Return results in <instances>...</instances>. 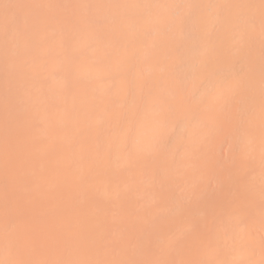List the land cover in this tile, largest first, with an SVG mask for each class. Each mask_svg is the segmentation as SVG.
<instances>
[{
	"label": "bare ground",
	"instance_id": "obj_1",
	"mask_svg": "<svg viewBox=\"0 0 264 264\" xmlns=\"http://www.w3.org/2000/svg\"><path fill=\"white\" fill-rule=\"evenodd\" d=\"M57 5L58 8H56ZM259 24L264 26V0H0V264H264V28H261ZM257 39L259 40L256 42ZM129 69L134 71L130 82H128V75H124V72ZM174 69H179L177 71L178 75L180 72L179 76L174 73V78L163 75L168 74L170 70L173 72ZM129 72L127 71V74ZM144 74L148 76L143 78ZM114 77H116L115 83L112 80ZM110 79L114 83L112 86H108L112 83L108 82ZM93 83L94 89H92ZM179 84L180 86L182 84L181 88H185V91L180 90L184 91L180 93H183V97L179 93L176 94L178 89H181ZM152 85L153 90L155 87V93H151L150 96L149 89ZM167 85H171L169 90H166ZM88 87H90L88 90H84ZM129 88L132 91H129L132 93L131 96H127ZM172 88L176 91L173 92ZM158 90L159 93L164 94V96L160 94V100H157ZM166 94H171L173 97L165 96ZM162 96L168 97L171 101L165 98L164 102ZM125 100L128 105L123 108L121 103ZM113 101L118 102V108L120 109L121 106L124 110L120 109V111L116 107V111L112 109L111 106H115ZM113 110L116 119L113 117ZM137 110L140 111L137 116L138 122L133 120ZM172 117L174 121L171 120ZM75 118H79V123ZM167 118H170V121ZM74 122L78 124L75 125ZM87 122L91 127L97 126L93 127L95 130L93 135H97L96 138L94 137L95 140H100L99 136H103V134H97L101 127L105 129L110 127L114 131L112 133L116 134L111 135L113 137L110 136V138L106 137L108 140L105 138V144L103 140L100 141L101 145L106 146L104 151L101 150L103 151L100 153L101 156L99 147V150L96 148L95 140L93 147L98 152L95 148H91L93 139L86 133L91 129ZM72 124L73 130L67 127ZM157 126H160L159 130ZM149 127L151 130L148 129ZM82 128L83 132L85 128L88 130L82 132L87 134L86 140L90 137V140H87L90 141L88 143H84L86 135L82 137L80 135L82 133H78L82 131ZM223 130L227 131L223 132ZM91 131L89 132L92 133ZM225 132L230 138L227 149H229V142L231 146L228 151L230 153L227 155L224 153L226 155L224 157L220 155L224 158L223 161L235 160L236 155L241 154V152L237 154V150H242L244 155L242 156L248 160L244 158L246 163L243 160L241 163L245 165L240 166L241 171L244 166V172L242 171L244 177L239 178L245 181L242 179L240 184H235L240 180H234L233 183L235 186L240 185L242 195L237 190L238 187L236 191L241 196L238 192V196H234L236 193L233 190L237 186L232 185V188L230 185L223 186L221 196L223 198L227 195V198L226 201L222 199V204H224L223 200L230 202L228 201L232 199H228L230 193L234 199L232 202L234 211L231 207L227 208L229 203H226L227 210H232L231 213L226 211L227 216L225 218L223 216L224 220L222 219L224 222L221 220L222 223L215 224L217 216L214 214L211 218L215 219L210 221L204 219L201 223L196 219L190 220L188 216H184L183 209L181 210L175 204L176 207L173 206L177 210L174 211L183 212L181 214L183 216L179 213H177L178 218L175 216V219H178V225H175L176 221L172 223V226L175 225L178 230L175 233L166 234L167 236L162 235L161 238L160 235L157 236L159 240L164 237L162 244L159 242L158 246L155 244L158 248L153 249L152 246L150 249L152 240H149L151 243L148 246L146 237L149 232L152 234L157 232L154 228L157 226L156 223L151 222L155 226L149 228L150 217L147 222L138 223L139 228L135 230L130 226L134 222L131 224L129 218H121L120 211L117 212L118 209L114 211V216L108 215L109 218H113L114 223H109L107 216L100 214V217H97L91 212L97 217L94 218L88 214L92 211L98 196L91 197L90 193L87 194L86 190H89V186L93 183L90 180L91 184H89L90 181L87 178L99 180L98 182L95 180L97 184L94 185V183L91 187L101 184L108 186L110 180L114 179L110 175L106 177L105 174L110 170V166L116 173L111 174L113 177L128 168H133L139 174L137 164H142L141 160L146 161L144 154H152V151L157 149V145L159 149L162 142L158 143V141L162 139L164 142L165 138L166 146L164 145L163 149L170 150L172 147L175 150L179 149L174 152L177 154L176 158L187 161V167L185 164L183 171L190 167L187 169L190 177L186 180L193 187V184L199 181V179L196 180L197 176L202 173L199 170L201 172L199 174L197 169L203 163V158L195 157L199 154V148L202 151L207 150L205 145L209 146L208 144L212 143L216 145L217 141H214L213 137H218L219 140L224 139ZM152 134L157 137L153 138ZM77 138L84 144L90 143L89 150L85 148L87 145L82 147L87 153H81L82 149L78 151L83 144L79 143V146L80 141L77 142ZM128 139L133 144L130 148L127 145ZM151 139H156L157 142ZM96 143L99 144L98 141ZM75 144L79 147L76 149L77 152L73 150ZM71 145L72 151L75 152H69ZM183 148L187 150L181 151ZM90 149L95 150L92 152ZM128 149L130 150L127 151ZM190 149L195 150L192 152ZM209 149H211L210 146ZM167 150L166 156L170 157ZM215 150L216 148L212 151ZM106 151L110 154L109 160L104 155ZM28 153L29 159L26 158ZM216 153H218L217 150ZM171 154L173 156V152ZM205 154H207L205 158L208 154L211 156L209 151ZM158 156L161 155L158 153ZM162 156L160 158L163 161ZM242 156L236 157L237 160L240 158L239 163L235 161L236 166L233 162V164L225 163L226 166L232 164L231 167L234 165L237 168ZM159 157L155 154V158ZM41 161L46 163L38 165ZM214 162L208 164L214 168L218 161L215 164ZM180 163L183 162H179V167ZM219 163L222 164L221 159ZM219 163L216 167L218 165L222 171L221 176L216 167L211 171L212 168H208L205 163L206 169L208 173L210 169L212 176H215L213 175L215 171L218 172L219 175H216L220 176V179H224L225 176L227 178L229 175L228 180L224 179L229 183L235 175L231 176L232 172L227 175L231 167H222L229 170L226 173L225 170H221ZM169 164L171 165L170 162ZM167 170L163 169L164 172L159 179L154 176L155 174L151 179L148 178L146 188L151 189L150 194L156 190H154L156 187L157 189L162 185L165 187L167 182L172 185V181H169L170 173L167 174ZM207 170H205L206 173ZM248 171L252 172L251 177L248 175L250 180H247L248 177L245 176L249 173ZM240 174L238 173L235 179L237 177L238 180ZM203 175L204 173L200 179ZM142 176L141 178L144 179V175ZM126 178L125 181L129 183ZM208 179L210 176L206 180ZM86 180L89 182L87 183ZM212 181L210 183H213ZM123 182L124 179L120 187ZM184 182L185 179L182 183ZM64 184L69 190L67 193L70 198L79 199L80 197L81 200L75 202V199L71 203L72 199L69 200L61 194L59 190ZM113 184H110L112 190L108 191L109 194L104 192L106 195H101V200L103 199L104 202L108 201L105 198L112 196ZM176 184L174 186H177ZM202 184L198 188L196 187L198 184L193 187V194L196 189V192L201 190ZM218 184L221 185L219 182ZM218 184L216 183L215 186ZM77 185L79 189L80 186L84 185V187L74 190L78 189ZM85 185H88V188H85ZM143 185L141 183V186ZM203 185L205 187V184ZM181 187L185 190L187 188L186 186L183 188L184 185ZM125 188L127 184L123 188L124 191ZM170 188H168L169 191H171ZM159 189L158 192H160ZM190 189L188 188L189 192H191ZM210 189L213 187L208 188L209 191ZM202 190L207 192L205 189ZM130 191L131 188L129 193ZM73 192L76 194L71 195ZM99 192H101L100 189ZM125 192H128V189ZM125 192L121 194V198L124 197L122 195ZM117 193L113 195L118 196L117 198L122 202ZM216 193L220 192L216 191ZM170 194H168L169 198L172 197ZM188 196L183 195V198L188 199ZM201 196L203 197L204 194ZM232 196L230 194V197ZM117 198L115 197V200ZM61 199H66V202L71 201L72 205L65 203L64 206L63 202H60ZM38 200L42 201L41 204L44 201L46 205L40 207L38 204L39 207H36L35 202ZM175 200L172 203H177ZM58 201L64 207H57L55 204L60 205ZM151 202L153 204L154 201ZM116 204H119V201ZM187 206L184 204V208ZM192 206L190 204L189 207ZM61 210L63 214L65 212L64 218L69 221L61 223L60 227H56L58 229L55 228L53 231L54 229L51 228L54 221L51 218L56 219L57 215L55 217L54 215L60 214ZM214 210L212 212L215 213ZM143 211L145 213V210ZM196 213L199 212L196 211ZM80 214L83 215V219L79 218ZM111 214L114 213L111 211ZM133 214L136 215V213ZM161 214V221L166 220L167 214ZM133 216L131 218H136ZM198 216L200 217V214ZM145 218L143 217L144 220ZM106 219L109 224L105 223ZM139 219L142 220L141 215ZM71 224L76 226L72 227ZM57 225L59 224H54V226ZM86 247L119 248L102 252L101 249L89 250Z\"/></svg>",
	"mask_w": 264,
	"mask_h": 264
},
{
	"label": "rangeland",
	"instance_id": "obj_2",
	"mask_svg": "<svg viewBox=\"0 0 264 264\" xmlns=\"http://www.w3.org/2000/svg\"><path fill=\"white\" fill-rule=\"evenodd\" d=\"M54 7H55V6H54ZM54 7H52V9H56V8H58V5L56 6V8H54ZM252 23H255V22H252ZM258 23H260V22H258ZM256 24H257V23H256ZM259 25H260L261 28H264V26H263L262 24H259ZM254 27H255V25H254ZM258 28H259V26H258ZM258 28H257V29H258ZM252 29H255V28L252 27ZM258 40H259V39H257L256 42H257ZM131 68H132V67H131ZM132 69H133V68H132ZM132 69H131V70H130V69L127 70L128 72L130 71L128 74H127V71L124 72V75H125V74L128 75V78H129V81H128V82H130V78L132 79V77L134 76V73L132 74V72H134V71H133L134 69H133V70H132ZM177 71H179V69H176V70L174 69L173 72H172V70H170V71L168 72V74L166 73V74H163V75H164V76L167 75V76H165V77H168V75H169L171 78H174V75H176V74L178 75V72H177ZM173 73H174V75H173ZM131 74H132V76H131ZM145 74H147V73H145ZM145 74L143 75V78H145V77L148 76V75H145ZM163 75H161V76H163ZM177 75H176V76H177ZM179 75H180V72H179ZM179 75H178V76H179ZM129 76H130V77H129ZM108 77H109V76H108ZM112 77H113V76H112ZM180 77H182V76H180ZM180 77H177V79H179ZM125 78H126V77H125ZM128 78H126V79H128ZM158 78H159V77H158ZM163 78H164V77H163ZM171 78H168V79H171ZM175 78H176V77H175ZM115 79H116V77L112 78V80L114 81V83H115V81H116ZM126 79H124V80H126ZM180 79H181V78H180ZM180 79H179V80H180ZM166 80H167V78H166ZM179 80H177V81H179ZM113 81H111V79H110L108 82H110V83L112 82V83L109 84L108 86H110V85H111V86L114 85ZM108 82H107V83H108ZM125 82H126V81H125ZM89 83H90V82H89ZM89 83H88V85H89ZM91 83H92V82H91ZM126 84H129V83H126ZM126 84H125V85H126ZM168 84H169V83H168ZM108 86H107V88H108ZM127 86H128V85H127ZM144 86H145V85H144ZM167 86H168V85H167ZM167 86H166V87H167ZM175 86H176V85H175ZM181 86H182V84H181ZM181 86H180V84H179V88H181ZM145 87H146V86H145ZM152 87H153V85L150 86V89H149V95H150V96H151V93H155V87H154V90L152 89ZM170 87H171V85H169V86L166 88V90H167V89L169 90ZM173 87H174V86H173ZM182 87H183V86H182ZM89 88H90V87H88V88H86V89H84V90H88ZM91 88H92V87H91ZM110 88H111V87H110ZM174 88H175V87H174ZM174 88H172V89H173V90H172L173 92L176 91L177 87H176V89H174ZM92 89H94V83H93V88H92ZM182 89H183V88L178 89V91H180V90H182ZM183 90L185 91V88H184ZM129 91H131L130 88H129V90L127 91V93H128L127 96H131L130 94H132V93H131L132 91H131L130 93H129ZM153 91H154V92H153ZM156 91H157V89H156ZM163 91H164V90H163ZM170 91H171V90H170ZM178 91L176 92V94L179 93V95L182 96V94L184 93V91H180V92H178ZM164 92H165V91H164ZM181 92H183V93L180 94ZM157 93H158V94H156V95L158 96V97H157V100H160V98H161L160 94L162 95L163 93H162V92L159 93V90H158ZM147 94H148V93H147ZM171 94H172V92H171ZM171 94H170V95H171ZM174 94H175V93H174ZM152 95H153V96H156L155 94H152ZM168 95H169V94H168ZM168 95L166 94L165 96H168ZM170 95H169V97H170ZM143 96H144V95H143ZM143 96H142V98H143ZM163 96H164V94H163ZM163 96H162V99H164L163 101L165 102V98H166V97L163 98ZM171 96L173 97V95H171ZM183 96H184V95H183ZM183 96H182V97H183ZM172 97H170V98H172ZM176 97L178 98V95H177ZM127 98H129V97H127ZM162 99H161V101H162ZM166 99H169V98L167 97ZM174 99H175V98H174ZM175 100H176V99H175ZM126 101H127V100L123 101L122 103L120 102V103L122 104L123 108H126L127 105H128ZM163 101H162V102H163ZM166 101H167V100H166ZM168 101H171V99H169ZM109 102H110V100H109ZM124 102H125V103H124ZM164 102H163V103H164ZM110 103H111V102H110ZM113 103L115 104V106H111V107H112V109H114V110L116 111L117 109H115V107H116V108L119 107V105L117 104L118 102L113 101ZM166 103H167V102H166ZM164 104H165V103H164ZM171 104H172V103H171ZM107 106H108V105H107ZM107 106H106V107H107ZM108 107H110V105H109ZM113 107H114V108H113ZM142 108H144V106H142ZM107 109H108V108H106V110H107ZM118 109H119V108H118ZM120 109L122 110V107H121V106H120ZM120 109H119V110H120ZM114 110H113V117H114V113H115ZM119 110H118V111H119ZM121 110H120V111H121ZM123 110H124V109H123ZM123 110H122V111H123ZM171 110H172V109H171ZM108 111H110V109H109ZM106 113H107V111H106ZM139 113H140V111L137 110V112L133 115V120L136 121V122H138V118H137V116L139 115ZM107 114H108V113H107ZM171 116H173V115H171ZM75 119H76V118H75ZM114 119H116V118L114 117ZM167 119H169V121H170V118H167ZM76 120H77V121H76ZM76 120H75V121L78 122L79 118H77ZM111 120H112V118H111ZM131 120H132V118H131ZM171 120L174 121L173 117L171 118ZM113 121H114V120H113ZM113 121H112V122H113ZM173 121H171V123H172ZM76 122H74L75 125H77V124L79 123V122H78V123H76ZM84 122H85V121H84ZM167 122H168V121H167ZM72 123H73V122H72ZM80 123H81V122H80ZM82 123H83V122H82ZM87 124H89V122H87ZM93 124H94V123H93ZM109 124H110V122H109ZM169 124H170V123H169ZM169 124H168V125H169ZM53 125H54V124H53ZM83 125H85V124H83ZM89 125H90V124H89ZM89 125H88V126H89ZM156 125H158V124L156 123ZM159 125H160V124H159ZM65 126H66V124H65ZM88 126H87V127H88ZM142 126H143V124H142ZM170 126H171V125H170ZM172 126H173V124H172ZM67 127H68V128L70 127V129L73 130V128H71V127H74V126H73V124H72L71 126H70V125H69V126L67 125ZM85 127H86V126H85ZM89 127H91V125H90ZM93 127L96 128L97 126L95 127L94 125H92L91 129L89 128V129H90L89 131L92 130V131H91L92 133H90V132L87 130V128H85V130H84V132L87 130L88 132H86V133H87L90 137H92V139H93V142H92V139H91V142L93 143V144H91L92 147H91V146H88L90 143H89V144H84V143H88V142H90V141H87L90 137L88 136L89 138L86 140L87 134H86V133L83 134V133H84V132H83V128H84V127H83V128H82V131H80V132H78V133L80 134V133L83 132V133L80 134V135H81V136H82V135H83V136L86 135V136L84 137L85 139L83 138L84 141L86 140V142L83 143L82 140H81V141L78 140V138L80 137V135L78 134L79 137L77 138V142L80 141V142H78V145H79V143H82L83 146H82V145H81V146L79 145V146L81 147V148H79V147H76V146H78V145L75 144V147H74L75 149H73V150L76 151V149L79 148L78 151H81V149H82L81 153H82V152L87 153V152L85 151V148H87L88 150H89V147H91V148H95V147H93L95 144H97V145H96V148L98 149V147H99V149H100L99 154L102 153V152L105 150L104 148H105L106 146L104 147L103 145H101L100 141L103 140V142H104V140H105L106 137H109V138H110L111 135H114V134H115V133H114V134L112 133V132H114V131L111 130L110 127H109V129H108V127H107V129H105V128H103V127H101L100 129L98 128L99 130H98V133H97V134H99V135H100V134H103V136H102V135H101L102 137L99 136V139H100V140H98V139L95 140V138H96L97 135H96V136L93 135V133L95 132V130H93ZM124 127H125V125H124ZM124 127H122L123 130H124ZM147 127H148V126H147ZM164 127H165V126H164ZM166 127H167V126H166ZM52 128H55V127H52ZM155 128H156V126H155ZM240 128H241V127H240ZM148 129L151 130L150 127H149ZM159 129H160V126H159V127L157 126V130H159ZM167 129H168V127H167ZM68 130H69V129H68ZM71 130H69V131H71ZM154 130H155V129H154ZM154 130H153V132H154ZM164 130H165V129H164ZM164 130H163V132H164ZM102 131H104V133H102ZM121 131H122V130H121ZM161 131H162V128H161ZM165 131H167V130H165ZM168 131H169V130H168ZM224 131H227V130H223V132H224ZM72 132H73V131H72ZM72 132H71V133H72ZM99 132H100V133H99ZM107 132H108V133H107ZM153 132H152V133H153ZM158 132H159V131H158ZM158 132H157V133H158ZM163 132H162V133H163ZM131 133H133V132L131 131ZM155 133H156V132H155ZM162 133H161V134H162ZM225 133H226V134H225ZM225 133H224V134H225L224 139L221 138V139L219 140L218 137H217V138H216V137H213L214 141H217V142H216V145H213V143H212V144H208L211 138H210L209 140H207V142H208L207 144L210 146L211 149H209V146H207V145H205V146L207 147V150H202L203 152L201 151V148H199L200 151H198V149H197V151H198L199 154L196 155L195 157L198 156V157L203 158V163H201V164L199 165V167H198L197 170H198V173H199V174H200L201 172H202V173H201L200 175L197 174L198 176H197L196 180L199 179V181H198L197 183L193 184V187L196 186V184H198V186H196V187L198 188V187L202 184V182H203V184H205V187H204V185L202 184V186H203L204 188L201 186L202 188H201V190L199 189L200 191L198 190V191L196 192L197 189L195 188L196 190H195V193H194V194H197L198 192H200V193L203 192L202 194L198 193V195L200 194V197H199V198H198V195H194V194H193V192H194V191H192V190H193V187L190 186L191 184L188 183V181L186 180V178H189V177H190V176H189V173H188V170H187V169L190 168V167L186 168V171H183V170H184L183 168L187 167V161L182 160L181 158H176V155H177V154H174V152L179 151V149H176V150H175V148H173L172 146H171L172 148L169 147L170 150L163 149V148H164V145H165L164 142L166 141V139L164 138V136L166 137L165 134H167V133L165 132V133H164V136H162L161 134H159V135L162 136V138H164V142H163L162 139H160L161 141H158V143L162 142L161 145L159 146V147H160V148H159L160 150L158 149V145H157V147H156V148L158 149V151H157V149L154 150V152H156L155 154H157V157H159V156H158V153H159L161 156H162V154H163L162 157H163V159L165 160V161L163 160L164 163H165V165H164V163H163V161H162V158H160L161 156H160L159 158H155V154H154V152L152 151V154H151V153H147V154H149V155L144 154V156H145V158H146V161H145V160H141V161H143V163H142L143 166H141V165H142L141 163L137 164V167H138L137 172H139V174L136 173L135 170H134L133 168H128V169H126L125 171H123V172H124V176H122V175H123V172H122V173L117 174L118 176H117V175H114L115 177H113V175H111V174H116V173L114 172V170H113V171L111 170L112 168H111V166H110V167H109L110 170L108 169L109 171L106 172L105 174H106V177H110V176H112V179L114 178L113 180H110V184H113V181H114V182H115V183H114L115 185L113 184V186H114L116 189L112 186L113 189H114V192H112V196H110V197H108V198H105V199H107L108 201L104 202L103 199L101 200V197H102L101 195H102V194H105V193H106V194H109L110 192H108V191H109V190H110V191L112 190L111 185L109 184V185L107 186V184H106V185H105L106 188H105L104 184H101L103 181H102L101 183H99V184H101V185L103 186V189H105V191H103L101 185H100V186H97V187H96V186H95V187H91V186H93L94 183H95L94 185H96L97 182H98L99 180H97V179H93V180H92L91 178H87V180H89V181H90V180L93 181L92 184H91V181H90V183H89V184H91V185L89 186V188H90L89 190H90L91 192L87 189V190H86L87 194L90 193V194L92 195V196H91V195L89 194L91 197H93V196H94V197H95V196H98V197H96L97 199L95 200L96 202L94 203V205H93V207H92V208H93L92 211H89L90 213H88V214H90L91 216L95 215V216H97V217H100V214H101V216H103V215H104V216H107V219H108V218H109L108 215H110L111 217L114 216V215H115V212H114V211H117L116 209H118L117 212L119 213V211H120L119 215L121 216V218H124V219H125V218H127V219L129 218V220H130L129 223H131V224H132V222H134L132 225H136V226H132V225H130V226H131V227H134L133 229H135V230H137V229L139 228V224H140V222H141V223H142V221L147 222V221L149 220V217H150V221L148 222V223L150 224V225H149V228H151V226L154 227L155 225H157V226L154 227V228L157 229V232H156V233L153 232L154 234H152V232H149L150 235L148 234L149 236L147 235V237H146V243L148 244V246H149V243H151V241H149V240H152V243H151V245H150V249H152V246H153V249L158 248V247H155V246H156L155 244H157V246H158V243H159V242H161V244H162V242H163L162 239H163L164 237H162V239L159 240V239H158L159 237H157V236L160 235V238H161L162 235H163V236H167L168 234H170V233H175V232L178 230V227H175V225H178V223H179V222H178V219H177V220L175 219V216L178 215L177 213H179V215H181V214L184 212V214H185L184 216H185V217L188 216V217H187L188 219H190V220H191V219H194V220L196 219V221L201 222V223L204 221V219H205V221H206V220H207V221H208V220L210 221V220L215 219V218H216V219H215V220H216V221H215V224H219V223L224 222V221H223V220H224V219H223V216H224V218H225V217L227 216V212H226V211L230 212V211L233 209L234 206H232V205H234V204H232V202H234V199H233L232 193H230L232 197H230V194H228V195H229V196H228V199H231V198H232V199H231V200H228V201H230V202H225V201H226V198H227V195L224 196V197L222 198V196H221V194L223 193L222 189H223L224 187L229 186V185H230V187L232 188V185H233V183H234L235 181H239V180H240L239 182H235V184H236V183H239V184L241 183V180L243 179L242 177H244V176H242V175H243V172H244V171H243V167H244V166L242 167V171H243V172L240 170V166H241L242 164L245 165L244 163H241V162H243L244 158H245V160L247 159L246 157H243L244 155H243V153H242V150H237V152H236L237 154H238L239 152H241V154L239 153L238 156L236 155L237 158H238V157H241V156L243 155V156H242V160L240 161V165L238 164L240 158L237 160V158L235 157V160L232 161L234 164L238 161V163H237V164H238V166H237L238 170H237V168L235 167L236 164H235V166L233 165V167H231L233 163L230 162L229 160H228V161L226 160L228 163H229V162L232 163V164H230V166L228 165L229 168L231 167V169L233 170V168L235 167L233 171H232L231 169H229L230 172L227 173V170H228V169H225V168H226V167L228 168V166H226V164H225V163H227V162H225V160L223 161V159H224L223 157L226 156L228 153H230V152H228V151H230V150H229V149H230L229 146H231V144H230V142H229V145H228V148H229V149H227V143H228V141H230V138H229V134H227V132H225ZM91 134H92V136H91ZM94 134H95V133H94ZM108 135H109V136H108ZM115 135H116V134H115ZM152 135H153V134H152ZM226 135H227V136H226ZM83 136H82V137H83ZM129 136H130V135H129ZM131 136H132V135H131ZM134 136H135V134H134ZM161 136H160V137H161ZM82 137H80V138H82ZM94 137H95V138H94ZM111 137H113V136H111ZM152 137H153V138H156L157 135H155V137H154V135H153ZM225 137H227L228 139L225 138ZM66 138H68V136H67ZM102 138H103V139H102ZM106 139L108 140V138H106ZM129 139H130V138H129ZM129 139H128V140H129ZM213 139H211V141H212ZM217 139H218L219 141H218ZM222 139H223L224 141H223ZM225 139H226V140H225ZM89 140H90V139H89ZM94 140H95V144H94ZM151 140H152V139H151ZM154 140L156 141V139H153L152 141H154ZM96 141H98L99 144H100L101 146H100L98 143H96ZM222 141H223V144H222ZM225 141H226V142H225ZM103 142H102V143H103ZM156 142H157V141H156ZM156 142H155V143H156ZM171 142H172V140H171ZM212 142H213V141H212ZM219 142H221V143H219ZM75 143H76V142H75ZM129 143H131L130 140H129L128 144H127V145H129L128 147L130 148V146H132L133 144L131 143V145H130ZM166 143H167V142H166ZM172 143H173V142H172ZM64 144H65V143H64ZM104 144H105V142H104ZM214 144H215V142H214ZM218 144H219V147H218ZM73 145H74V144H73ZM85 145H87V147H85ZM167 145H168V143H167ZM170 145H172V144H170ZM211 145H212V147H211ZM222 145H223V146H222ZM165 146H166V145H165ZM213 146H214V148H213ZM216 146H217V147H216ZM82 147H85V148L83 149ZM101 147H102V148H101ZM71 148H73L72 145L69 147V149H70L71 151H69L68 147H67L66 149H68L69 152H75V151H72ZM96 148H95V149H96ZM126 148H127V147H126ZM126 148H125V150H126ZM161 148H162V149H161ZM166 148H167V147H166ZM169 148H168V149H169ZM215 148H216V150H217L218 153H216V150H215V151H212V150H214ZM87 149H86V150H87ZM95 149H93V150L90 149V151L93 152ZM97 149H96V150H97ZM99 149H98V150H99ZM102 149H103V151L101 152ZM184 149H185V150H184ZM219 149H220V150H219ZM222 149H224V151L221 152ZM98 150H97V152H98ZM106 150H108V149L106 148ZM129 150H130V149H128L127 151H129ZM162 150H163V151H162ZM166 150L168 151L170 157H168V155L166 156V152H165ZM183 150H184V152H185V151L187 150V148H183V149H181V151H183ZM190 150H192V149H190ZM194 150H195V149H194ZM194 150H192V152H193ZM226 150H227V151H226ZM90 151H89V152H90ZM108 151H109V150H108ZM160 151H161V152H160ZM170 151H171V153L173 152V156H172V154L170 153ZM208 151H209V153H210V155H211V156H209V154H208V157H209L210 159H209L208 157H206L207 159L205 158V156H207V154H205V153H208ZM210 151H211L212 153H211ZM63 152H65V149H64V148H63ZM76 152H77V151H76ZM109 152H110V151H109ZM109 152L106 151V153L104 154V155L107 156V159H108V156H110V154H108ZM149 152H151V151H149ZM204 152H205V153H204ZM219 152H220V153H219ZM78 153H80V152H78ZM111 153H112V149H111ZM200 153H201V154H200ZM202 153H203V154H202ZM224 153H225L226 155H224ZM53 154H54V153H53ZM60 154H61V153H60ZM217 154H218V155H217ZM221 154H222V155H221ZM104 155L102 154V158H103ZM220 155L223 156V157L221 158ZM239 155H240V156H239ZM28 156H29V153L27 154V157H26L27 159H29ZM54 156H55V155H54ZM58 156H59V155H58ZM100 156H101V154H100ZM100 156H99V158H100ZM106 156H105V157H106ZM147 156H148V157H147ZM212 156H214V157L212 158ZM217 156H218V157H217ZM56 157H57V154H56ZM228 157H229V155H228ZM173 158H174V160H172ZM204 158H205V159H204ZM211 158L214 159V160H212ZM218 158H220V159L222 160V164H221L222 166H221L220 163H219L220 159L217 160L218 162L216 161L217 163H219V165H220V167H221V170L223 169L222 167H225V166H226V167L223 169V171L225 170V172L227 173V175L233 173L231 176H233V175L237 176L238 173H241L240 175H238V178H239L240 176H242V177H241L242 179L239 178V179L237 180V177H236V179H235V176H234V178L230 176L231 178H233L232 180L229 181V183H231V184H229L228 181L224 180V179L226 178V176H225L224 179H220V178H221V177H220V176H221V173H220V172H222V171H220V168L218 167V165H217V167H216V164H217V163L214 162V161H215L216 159H218ZM27 159H26V160H27ZM53 159L55 160L54 157H53ZM85 159H86V158H85ZM156 159H157V160L160 159V160H159L160 162L157 161ZM208 159H209V161H208ZM226 159H227V158H226ZM101 160H102V159H101ZM108 160H109V159H108ZM150 160H151V161H150ZM152 160H153V161H152ZM206 160H207V162H206ZM210 160H212V161L214 162V164L216 163L215 166H214V168L216 167V168H217V171L219 170L218 172L220 173V176H217V175H216V174H218V172L216 173V171H215V172L213 171L214 174L212 173V174L215 175V176L210 175V172H211L212 170H214V168H212V167L210 166L211 164H208V163H211V162H212V161H210ZM245 160H244V162L246 163ZM247 160H248V159H247ZM27 161H28V160H27ZM180 161L183 162V163H180L181 165H180V167H179V162H180ZM235 161H236V162H235ZM86 162H87V160H86ZM151 162H152V164H151ZM153 162H154V165H153ZM169 162L171 163V165L169 164ZM184 162H185V163H184ZM223 162H224V163H223ZM247 162H248V161H247ZM27 163H29V162H27ZM27 163H26V164H27ZM45 163H46V162L41 161V162L38 163V165H39V164H45ZM205 163L207 164V167H208V168H210V169L212 168L211 171H210V169H209V173H208V170L206 169V165H205ZM29 164H30V163H29ZM140 164H141V165H140ZM145 164H146L147 167L145 166ZM155 164H156V165H155ZM182 164H183V167H182ZM185 164H186V166H185ZM214 164L212 163V166H213ZM223 164H225V165L223 166ZM139 165H140V166H139ZM176 165H177V166H176ZM157 166H158V167H157ZM161 166H162V168H161ZM164 166H165L166 170H167V169H170V170H167V171H168L167 174L170 173V174H169V177H170V178H169V181H170V180L172 181V185H173V182L176 181L177 184H176V182H175L174 185L176 184L178 187H177V186H174V185L172 186L171 183H169V184L171 185V186H170V185L168 184V182H167L168 185L165 183V184H166L165 187H163V185H162V187H161V186L159 187L160 189L158 188V189L160 190V192H158L157 187L154 188V190L156 189L155 191H156L157 193H156L155 191H154V192L152 191V193H151L152 196H151V194H150V192H151L150 190H151V189H147V188H146V184H147L148 180L151 179V178L154 177V176H156V177L159 179L161 173L165 171V170L163 171V169H165ZM174 166H175V167H174ZM184 166H185V167H184ZM141 167H142V168H141ZM167 167H168V168H167ZM173 167H174V168H173ZM91 168H92V167H91ZM95 168H96V167H95ZM144 168H145V169H144ZM156 168H157V169H156ZM160 168H161V169H160ZM172 168H173V169H172ZM150 169H151V171H150ZM171 169H172L173 172H174V171H175V172L173 173V172L171 171ZM235 169H236V170H235ZM157 170H158V171H157ZM199 170H200L201 172H200ZM205 170H207L208 176H207V173L205 172ZM229 170H228V171H229ZM239 170H240V171H239ZM140 171H143V172H140ZM235 171H238V172H235ZM109 172H111V173H109ZM131 172H132V173H131ZM144 172H145V173H144ZM154 172H155V173H154ZM225 172H224V173H225ZM231 172H232V173H231ZM248 172H249V171H248ZM248 172H247V173H248ZM68 173H69V169H68ZM108 173H109V174H108ZM171 173H172V174H171ZM187 173H188V174H187ZM203 173H204L203 178H204L205 181L203 180V178L200 179V176L202 177V174H203ZM205 173H206V176H205ZM226 173H225V174H226ZM234 173H235V174H234ZM247 173H245V174H247ZM251 173H252V172H251ZM251 173L249 172L247 175L244 174L245 176L248 177V178H246L247 180H248V179H249V180L251 179V178H249V176H248V175H250V177H251V176H252ZM120 174H121V175H120ZM137 174H138V175H137ZM154 174H155V175H154ZM225 174H224V175H225ZM107 175H110V176H107ZM119 175H120V176H119ZM125 175H126V176H125ZM134 175H135V176H134ZM142 175H144V179L141 178V177H143ZM145 175H146V178H145ZM148 175H149V176H148ZM152 175H154V176H152ZM172 175H175V176H172ZM178 175H180L181 177L178 176ZM187 175H188V176H187ZM218 175H219V174H218ZM222 175H223V173H222ZM116 176L118 177L117 179H116ZM136 176H137V178H136ZM138 176H140V177H138ZM176 176H177V179H176ZM204 176H205V177H204ZM209 176H210V179L206 180L207 177H209ZM126 177H128L129 180H128ZM173 177H174V179H173ZM125 178H126L127 181H129V183L125 181ZM148 178H149V179H148ZM213 178H214V180L212 181ZM216 178H218V179H216ZM222 178H223V176H222ZM228 178H229V175L227 176L226 179L228 180ZM123 179H124V182L122 183V186L120 187L121 182H122ZM172 179H173V180H172ZM183 179H185V182H184L185 184L182 183V182H183ZM87 180H86V181H87ZM95 180H96L97 182H94ZM116 180H117V183H116ZM119 180H120V181H119ZM132 180H134L135 182L132 181ZM140 180H141V181H140ZM144 180H145V181H144ZM216 180H217V181H216ZM234 180H235V181H234ZM89 181H87V183H88ZM131 181H132V183L130 184ZM139 181H140V182H139ZM143 181H144L145 183H144ZM180 181H181L182 184L180 183ZM207 181H208V182H207ZM210 181H212L213 183H210ZM214 181H216L217 184H218V182L221 183V185L218 184V186L220 185L219 187H221V189H220L221 191H219L218 186H215L216 183H215ZM223 181H224V182H223ZM242 181H245V180L243 179ZM178 182H179V183H178ZM200 182H201V183H200ZM222 182H223V183H222ZM225 182H226V183H225ZM81 183H83V182H81ZM107 183H108V182H107ZM124 183L127 184V188H125V189H126L125 191H127V189H128V192H125V191L123 190V188L125 187V184H124ZM138 183H139V185H138ZM141 183H143L144 185L141 186ZM199 183H200V185H199ZM209 183L212 184L213 186H211V187H213V189L215 188L216 190L210 189V191H209L208 188H211V187L209 186V185H210ZM77 184H78V183H77ZM89 184H88V185H89ZM128 184H129V186H128ZM178 184H179L180 186H179ZM189 184H190V185H189ZM206 184H207V185H206ZM224 184H226V186H225ZM239 184L236 185L237 187H236L235 185H233V187H234V186L236 187L235 190H233V192L236 193V194H234V196H235V195H236V196H238V195L241 196V195H242L241 193H243V191H242V192L240 191V185H239ZM79 185H80V184H79ZM88 185H85V188H86ZM135 185H136V186H135ZM183 185H184L183 188H185V186L187 187L186 190H185V189H182L181 186H183ZM133 186H134V188H133ZM166 186H167V187H166ZM207 186H208V187H207ZM223 186H224V187H223ZM63 187H64V188H63ZM74 187H75V186H74ZM74 187H73V188H74ZM76 187H78V185H77ZM83 187H84V185H83V186H80V189L83 188ZM98 187H99V188H98ZM128 187H129V188H128ZM138 187H139V188H138ZM140 187H141L142 189H141ZM170 187H171L172 189H171ZM180 187H181V188H180ZM238 187H239V188H238ZM66 188H67V187H66L65 184L62 185L61 188H60V190H59V192H60L61 194H63L64 196H66V198H69V200L72 199V200H71L72 202L69 201V200H67L68 202H66V199H64V200L61 199L60 202H63L64 206H65V203H66V204L69 203V205H72L71 203H73V202L75 201V199H76L75 197H71V198H70V196H68L67 191H69V190L66 189ZM87 188H88V187H87ZM109 188H111V189H109ZM121 188H122V189H121ZM130 188H131V191H130V193H129ZM132 188H133V189H132ZM166 188H167L168 191H167V190H164V189H166ZM168 188H170L171 191H169ZM188 188H189V189L191 188V189H190L191 192H189ZM237 188H238V189H237ZM63 189H64V190H63ZM80 189H79V187H78V189L76 188V189H74V190H80ZM93 189H94L95 191H94ZM96 189H97V190H96ZM99 189H100L101 192H99ZM118 189H120L121 191L118 190ZM177 189H178V190H177ZM180 189H181V191H179ZM202 189H205V191L207 190V192H204V190H202ZM236 189L240 191V194H241V195L239 194L238 191H236ZM92 190H93V192H92ZM115 190H116V191H115ZM134 190H135V191H134ZM173 190H175V191L173 192ZM176 190L179 191V193H178ZM211 190H212L213 192H211ZM88 191H89V192H88ZM148 191H149V192H148ZM182 191H183V192H182ZM208 191H209V193H208ZM216 191H218V192H220V193L218 194V193H216ZM64 192H65V193H64ZM104 192H105V193H104ZM117 192H118V193H117ZM123 192H125V193H124V195H122V196H124L125 198H124V197L121 198V194H123ZM139 192H140L141 194H140ZM164 192H165V193H164ZM168 192H169V193H168ZM186 192H187V194H186ZM237 192H238V195H237ZM66 193H67V194H66ZM113 193H117V195L119 194V198H121V201H122L123 203L120 202V199L117 198L118 196H114ZM128 193H129V194H128ZM147 193H148V194H147ZM155 193L158 195V196H156V197H158V198L155 197V195H156ZM166 193H167V194H166ZM170 193H171V194H170ZM183 193H185V194H183ZM188 193H189V194H188ZM213 193H214L215 195H214ZM65 194H66V195H65ZM75 194H76V192H75V193L73 192V194H71V195H75ZM106 194H105V195H106ZM132 194H133L134 196H133ZM142 194H143V195H142ZM149 194H150V195H149ZM154 194H155V195H154ZM160 194H162V195H160ZM163 194H165V196H167V197H164ZM168 194H170V197H171V196H172V197L169 198V197H168ZM191 194L193 195L192 198H191ZM203 194H204V196L206 195V197H204V196L202 197L201 195H203ZM211 194H213V195H211ZM136 195H137V196H136ZM139 195H142V196H139ZM146 195H147V196H146ZM178 195H180V196H178ZM181 195H182V196H181ZM183 195H184V196H188V195H189V196H188V199L185 197V198H186V200H185V198H183ZM216 195H219L220 197H218V196H216ZM153 196H154V197H153ZM160 196L163 197V198H165V199L163 200ZM173 196H175V197H173ZM176 196H177L178 198H177ZM194 196H195V197H194ZM209 196H210V197H209ZM212 196H213V198H212ZM40 197H42V195H41ZM77 197H78V196H77ZM81 197H82V196H81ZM84 197H85V196H84ZM115 197L118 199L119 204H116V202H118V201H117V199L115 200ZM131 197H132V198H131ZM147 197H148V199H150V200H148ZM159 197H160V198H159ZM196 197H197V198H196ZM207 197H208V198H207ZM214 197H215V198H214ZM216 197H217V198H216ZM229 197H230V198H229ZM145 198H146V199H145ZM195 198H196V199H195ZM200 198H204V199L202 200V199H200ZM205 198H206V199H205ZM218 198H219V199H218ZM220 198H221V200H220ZM79 199L81 200L80 197H79ZM79 199H76L75 202H77V200H79ZM82 199H83V198H82ZM98 199H99V201H98ZM113 199H114V200H113ZM129 199H131L132 201L129 200ZM155 199H156V200H155ZM157 199L159 200V202H158ZM160 199H161V200H160ZM166 199H168V200H166ZM170 199H171V200H170ZM175 199H176V200H175ZM181 199H182V200H181ZM183 199H184V200H183ZM198 199H199V200H198ZM212 199H213V200H212ZM216 199H217V200H216ZM222 199H225V201L223 200L224 204H222ZM100 200H101V201H100ZM110 200H111V202H110ZM128 200H129V201H128ZM152 200L154 201L153 204H151V203H152V202H151ZM169 200H170V201H169ZM173 200H175L177 203H172V202H174ZM180 200H181V201H180ZM218 200H219V201H218ZM124 201H125V202H124ZM139 201H140V202H139ZM160 201H161L162 203H161ZM164 201L167 202V203H166V204L163 203ZM178 201H179V202H182V203H179ZM183 201H184V202H183ZM189 201H190V202H189ZM203 201H204V202H203ZM211 201H212V202H211ZM214 201H215V202H214ZM216 201H217V202H216ZM220 201H221V202H220ZM38 202H39V203H38ZM41 202H42V201H39V200L36 201V202H35V206H36V207H39V206H37L38 204H40V207H43V206L46 205V203H45L44 201H43L42 204H41ZM58 202H59V201H58ZM60 202H59V204H60L59 206H58V203L55 204V205H56L57 207H59V208H60V206H61V208L64 207L63 204L60 203ZM70 202H71V203H70ZM78 202H79V201H78ZM134 202H135V203H134ZM146 202H148V203H146ZM157 202H158V203H157ZM96 203H97L98 205H97ZM101 203H102V204H101ZM126 203H127V204H126ZM130 203H131V204H130ZM133 203H134L135 205H134ZM168 203H169V204H168ZM187 203H189V205H188ZM192 203H193V204H192ZM205 203H206V204L208 203V204L206 205ZM217 203H218V204H217ZM226 203H227V204L229 203V207H227L228 205H227ZM61 204H62V205H61ZM100 204H101V205H100ZM114 204H116V206H113ZM139 204H140V205H139ZM146 204H147V205H146ZM167 204H168V205H167ZM175 204H176V206L180 207L181 210L183 209V210H182V211H183L182 213H181V212H175V211L177 210V209L175 210V208H174ZM179 204H181V205H179ZM182 204H183V205H182ZM184 204H185L186 206L188 205V206H187L188 208H187V207L184 208ZM190 204H191V206L193 205L194 207H193V206H192V207H189ZM204 204H205L206 206H205ZM109 205H112V206H109ZM122 205H123V206H122ZM138 205L140 206V208H139ZM142 205H143V206H142ZM144 205H145L146 207H145ZM171 205H172V206H171ZM173 205H174V206H173ZM203 205H204V206H203ZM208 205H209V206H208ZM212 205H214V206H212ZM219 205H220V206H219ZM221 205H222V207H221ZM225 205H226V206H225ZM102 206H104V207H102ZM129 206H130V207H129ZM137 206H138V207H137ZM148 206H149L150 209L148 208ZM161 206H162V208H161ZM176 206H175V207H176ZM196 206H197V208H198L197 210H196ZM215 206H216L217 208H216ZM223 206H225V208H226V207H227V208H230V207H231L232 209H231V210H229V209L227 210V208H226V210H225V208H224ZM98 207H99V209H98ZM113 207H114L115 209H114ZM136 207H137V208H136ZM153 207H154V208H153ZM165 207H166V209H165ZM169 207H170V208H169ZM182 207H183V208H182ZM201 207H202L203 209H204V207H205V209L207 208V209H206L207 211L204 209V210L206 211V213H205L204 210H202ZM210 207H211V208H210ZM66 208H68V206L65 207V209H66ZM112 208H113V210H112ZM128 208H129V209H128ZM141 208H142V210H141ZM163 208H164L165 210H164ZM168 208H169V209H168ZM173 208H174V209H173ZM189 208H191V209H189ZM193 208H194L195 212H194ZM199 208H201V210L204 211V212H202V211L200 210V211H201V213H200ZM214 208H215V210H214ZM223 208H224V209H223ZM65 209H62V210H63V211H66L67 209H66V210H65ZM94 209H95V210H94ZM102 209H103V210H102ZM123 209H124V210H123ZM152 209H154L155 212L158 211L160 214L163 213V214H161V215H164V213H166V214H167V218H166V220H163V219H162V221H163V222H162V221H161L160 214H159V213H155L154 211H152ZM172 209H173V210H172ZM187 209H188V210H187ZM62 210H61V213H60V214L57 213V214L54 215V217L57 215V217H55L56 219H52V218H51V220L54 221V222L52 221V222H53V227H54V228H53V227L51 228V229H54L53 231H55V228H56V227H58V226L60 227V224H61V223L65 222V221H66V222L69 221V219H68V221H67V220H66L67 218H64V216H65V215H64L65 212H64V214H63V213H62V212H63ZM96 210H97V211H96ZM100 210H102V211H100ZM137 210H140V211H137ZM143 210H145V213H144ZM160 210H163L164 212H163V211L160 212ZM174 210H175V211H174ZM181 210H180V211H181ZM184 210L186 211V213H185ZM191 210H193V211H191ZM209 210H210V211H209ZM213 210L216 211V212H215V213L212 212ZM111 211H112V213H114V214H111ZM129 211H130V212H129ZM149 211H150V212H149ZM151 211H152L153 213H151ZM166 211H168V213H167ZM169 211H170V212H169ZM172 211H173V213H172ZM188 211H189V212H188ZM196 211L199 212V213H196ZM208 211H209V213H208ZM232 211H234V209H233ZM38 212H39V210H38ZM59 212H60V211H59ZM91 212H93V213H92L93 215L91 214ZM98 212H99V215H98ZM100 212H101V213H100ZM103 212H104V213H103ZM109 212H110V214H109ZM128 212H129V213H128ZM140 212H141V213H140ZM146 212H147V214H146ZM218 212H219V213H218ZM127 213H128V214H127ZM133 213H136V215H137V214H138V215L136 216V215H134ZM216 213H217V214H216ZM223 213H224L225 215H224ZM230 213H231V212H230ZM96 214H97V215H96ZM148 214H149V215H148ZM158 214H159V215H158ZM166 214H165V216H166ZM168 214H170V215H168ZM174 214H175V215H174ZM188 214H189L190 216H189ZM192 214H193V216H192ZM194 214H195V215H194ZM197 214H198V215L200 214V217H199ZM213 214H214L215 216H217V217H215V218H214V217L211 218V216H214ZM60 215H61V216H60ZM122 215H123V216H122ZM133 215H134V216H133ZM139 215H141V219H142L141 221H140V219H139ZM144 215H145V216H144ZM152 215L155 216V219H153V216H152ZM171 215H173V216H171ZM218 215H219L221 218H220ZM95 216H93V217H94V218H97V217H95ZM129 216H130V217H129ZM132 216H133V217H136V218H131ZM142 216H143L144 218L146 217L145 220L143 219ZM158 216H159L160 220H159V218H156V217H158ZM181 216H183V215H181ZM194 216H197V217H194ZM203 216H204V217H203ZM80 217H81V219H83V215H82V214H80L79 218H80ZM111 217L109 218L108 222H109V223H114V220H113V218H111ZM147 217H148V218H147ZM173 217H174V218H173ZM179 217H180V216H179ZM192 217H193V218H192ZM198 217H199V218H198ZM218 217L220 218V220H219ZM62 218H63V219H62ZM79 218H78V220H81V219H79ZM105 218H106V217H105ZM177 218H178V216H177ZM197 218H198V219H197ZM60 219H61V220H60ZM107 219L105 220V223L109 224V223L107 222ZM111 219H112V220H111ZM132 219H133V220H132ZM134 219H135V220H134ZM172 219H175V220L173 221ZM222 219H223V220H222ZM59 220H60V222H59ZM63 220H64V221H63ZM155 220H156V221H155ZM170 220L173 221V222H171ZM179 220H180V219H179ZM221 220H222V222H221ZM126 221H127V220H126ZM159 221H160V222H159ZM175 221H176L175 225L172 226V223L174 224ZM218 221H219V222H218ZM55 222H56V223H55ZM151 222L156 223V224L153 225ZM164 222H165V223H164ZM170 222H171V224H170ZM177 222H178V223H177ZM57 223H58L59 225L54 226V224H57ZM76 223H77V222H76ZM138 223H139V224H138ZM158 223H160V224H159L160 226H158ZM163 223H164V224H163ZM165 224H166V225H165ZM167 225H168V226H167ZM179 225H180V224H179ZM71 226H72V227H73V226H76V224H71ZM59 227H58V228H59ZM72 227H70V228H72ZM160 227H161V228L165 227V228L161 229ZM174 227H175V229H174ZM58 228H56V230H57ZM171 228H172V230H171ZM166 229H167V230H166ZM165 230H166V231H165ZM161 231H162V232H161ZM167 231H169V232L167 233ZM160 233H161V234H160ZM162 233H163V234H162ZM164 233H165V235H164ZM166 234H167V235H166ZM155 235H156V236H155ZM148 237H149V239H148ZM153 238H154V239H153ZM158 240H159V241H158ZM163 240H164V239H163ZM148 241H149V242H148ZM153 241H154V242H153ZM157 241H158V242H157ZM155 242H156V243H155ZM152 244H154V245H152ZM83 248H85V247H83ZM86 248H88L89 250L92 249V250H97V251L101 249L100 251H102V252H103V251L107 252V251H112L113 249H116V248H119V247H107V248H106V247H100V248H99V247H86ZM102 248H103V249H102ZM105 248H106V249H105ZM109 248H110V249H109ZM104 249H105V250H104Z\"/></svg>",
	"mask_w": 264,
	"mask_h": 264
}]
</instances>
